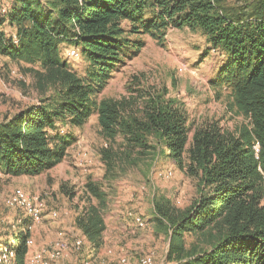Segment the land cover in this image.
Wrapping results in <instances>:
<instances>
[{
  "label": "trees",
  "instance_id": "1",
  "mask_svg": "<svg viewBox=\"0 0 264 264\" xmlns=\"http://www.w3.org/2000/svg\"><path fill=\"white\" fill-rule=\"evenodd\" d=\"M6 15L19 43L1 30V18L0 53L32 67L43 97L0 121V170L21 176L54 168L75 139L61 127L81 126L98 112L107 138L121 133L153 162L169 158L199 179L193 206L175 208L164 196L154 202L169 233L168 264H264V0H13ZM171 27L199 33L206 53L219 55L211 82L226 90L247 123L225 131L207 122L191 138L175 99L151 96L139 112L135 97L97 102L117 67L144 47L143 36L162 39ZM66 49H75L84 65ZM102 153L109 164L123 159L109 148ZM89 189L105 201L96 183ZM77 223L100 242L106 224L99 206H86ZM12 236L16 244H6L17 249L15 264H26L31 232L22 228Z\"/></svg>",
  "mask_w": 264,
  "mask_h": 264
},
{
  "label": "rangeland",
  "instance_id": "2",
  "mask_svg": "<svg viewBox=\"0 0 264 264\" xmlns=\"http://www.w3.org/2000/svg\"><path fill=\"white\" fill-rule=\"evenodd\" d=\"M12 5L13 0H0V19L7 16L2 15L3 10ZM7 19L1 30L13 37L16 30ZM143 40L144 47L117 67L96 95L97 102L135 97L133 108L139 112L151 96L160 94L175 99L185 111L191 138L195 129L207 122H218L225 131H235L248 122L226 90L213 86L211 80L216 77L221 59L213 51L206 53L208 45L203 36L188 27H171L162 39L145 35ZM68 50L65 52L71 60L83 66L82 56L75 49ZM30 68L25 62L0 53V121L42 103L43 94ZM61 129L75 139L57 166L37 175L10 176L0 170V246L16 244L15 239L11 240L12 233L28 228L30 238L34 239L28 256L48 246L63 232L70 240L83 235L85 245L84 251L71 253L60 264H80L92 250L96 260L102 261L100 264H125L121 262L123 257L130 261L127 264H137L147 255L153 256V264H168L169 233L156 218L154 202L164 196L175 208L193 206L200 195L199 179L178 169L169 158L153 162L151 156L141 153L146 149L130 147L121 133L107 138L98 112L81 126L67 124ZM106 148L121 154L123 159L109 164L102 153ZM90 183H96L105 194L104 202L91 193ZM16 188L24 189L31 201L43 202V222H33L23 206L7 205ZM91 204L101 208L105 219L100 242L89 239L77 223L84 208ZM54 209L60 217L53 219L50 212ZM136 215L142 216L145 226H138ZM195 240V235L188 236L189 242ZM33 247L36 249L31 252Z\"/></svg>",
  "mask_w": 264,
  "mask_h": 264
},
{
  "label": "built area",
  "instance_id": "3",
  "mask_svg": "<svg viewBox=\"0 0 264 264\" xmlns=\"http://www.w3.org/2000/svg\"><path fill=\"white\" fill-rule=\"evenodd\" d=\"M3 14H6V9L3 10ZM14 43H19V37L16 34L12 37ZM75 53V51H74ZM187 69V66H183ZM261 144L258 140L255 141V149L257 154L259 153ZM259 170L262 173L264 179V167L259 166ZM8 206H23L25 213H27L31 220L35 223H41L45 217V205L42 201H31V196L22 188H16L11 196L7 199ZM51 218L60 217V212L56 209L51 210L50 212ZM135 221L138 226H145V220L140 215L135 216ZM29 246H33L34 239L31 237L28 240ZM85 245L84 236L77 235L72 240H70L67 236L64 235L63 232H60L59 236L54 239L48 246L45 248H40L36 250L33 254L29 255L26 260V264H60L63 260L70 256L73 252H79L80 250L84 251L83 247ZM16 254L17 249L14 247L8 246V244H4L0 246V262L2 264H15L16 262ZM95 251H89L87 256L83 259L80 264H100L102 261L96 260ZM153 256L147 255L139 259L137 264H153ZM122 263H130V261L123 257L121 258ZM106 264V263H104Z\"/></svg>",
  "mask_w": 264,
  "mask_h": 264
},
{
  "label": "crops",
  "instance_id": "4",
  "mask_svg": "<svg viewBox=\"0 0 264 264\" xmlns=\"http://www.w3.org/2000/svg\"><path fill=\"white\" fill-rule=\"evenodd\" d=\"M34 249H36V248H34V247H33V248H31V252H33V251H34Z\"/></svg>",
  "mask_w": 264,
  "mask_h": 264
}]
</instances>
